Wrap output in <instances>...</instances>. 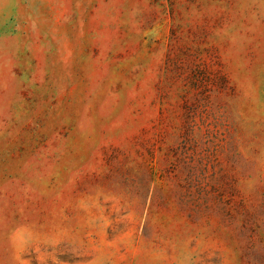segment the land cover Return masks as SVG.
<instances>
[{
	"label": "rangeland",
	"instance_id": "obj_1",
	"mask_svg": "<svg viewBox=\"0 0 264 264\" xmlns=\"http://www.w3.org/2000/svg\"><path fill=\"white\" fill-rule=\"evenodd\" d=\"M0 264H264V0H0Z\"/></svg>",
	"mask_w": 264,
	"mask_h": 264
}]
</instances>
